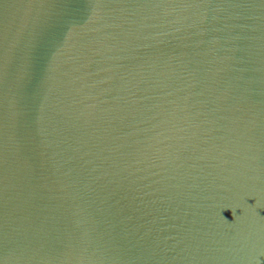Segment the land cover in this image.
<instances>
[{"label":"water","instance_id":"obj_1","mask_svg":"<svg viewBox=\"0 0 264 264\" xmlns=\"http://www.w3.org/2000/svg\"><path fill=\"white\" fill-rule=\"evenodd\" d=\"M0 264H264V0H0Z\"/></svg>","mask_w":264,"mask_h":264}]
</instances>
